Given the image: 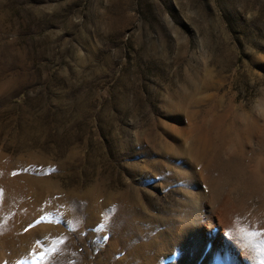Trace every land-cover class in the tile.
Here are the masks:
<instances>
[{"label": "rangeland", "instance_id": "1", "mask_svg": "<svg viewBox=\"0 0 264 264\" xmlns=\"http://www.w3.org/2000/svg\"><path fill=\"white\" fill-rule=\"evenodd\" d=\"M0 264H264V0H0Z\"/></svg>", "mask_w": 264, "mask_h": 264}, {"label": "bare ground", "instance_id": "2", "mask_svg": "<svg viewBox=\"0 0 264 264\" xmlns=\"http://www.w3.org/2000/svg\"><path fill=\"white\" fill-rule=\"evenodd\" d=\"M263 108V107H262ZM253 125V124H252ZM221 133V132H220ZM219 134V133H218ZM216 134V136L217 137H221L220 139H221V143H222V141L225 139V137H229V135L231 136L232 134H231V129L229 128L228 130H227V132L226 133H223V134ZM241 135H242V131L240 130V129H238V130H235V143H236V145H237V149H238V151H240L241 152V150L243 149V146H244V143H243V141H242V139H241ZM243 139L245 140V138L243 137ZM246 142V141H245ZM221 146H218L217 148H216V150H215V152H214V154H215V158L216 159H218V155H221ZM201 152V151H200ZM213 161H215V159H213L212 157L210 158V161H209V163H208V165L211 163V162H213ZM163 240V239H162ZM155 245V244H154ZM148 248V247H147Z\"/></svg>", "mask_w": 264, "mask_h": 264}]
</instances>
